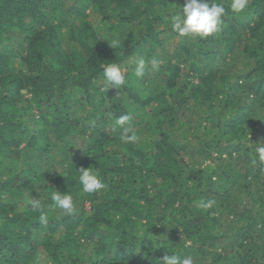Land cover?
Returning <instances> with one entry per match:
<instances>
[{
	"label": "trees",
	"instance_id": "obj_1",
	"mask_svg": "<svg viewBox=\"0 0 264 264\" xmlns=\"http://www.w3.org/2000/svg\"><path fill=\"white\" fill-rule=\"evenodd\" d=\"M212 2L222 30L190 39L171 28L185 0H0V264H264V0Z\"/></svg>",
	"mask_w": 264,
	"mask_h": 264
},
{
	"label": "clouds",
	"instance_id": "obj_2",
	"mask_svg": "<svg viewBox=\"0 0 264 264\" xmlns=\"http://www.w3.org/2000/svg\"><path fill=\"white\" fill-rule=\"evenodd\" d=\"M248 0H232L231 8L234 12H242L246 9ZM225 8L221 3L212 2V0H185L181 11L171 17L172 31L180 37L186 38H206L213 36L222 30ZM160 61L153 59L151 66L153 70H159ZM146 71V62L141 58L137 62L135 76L143 78ZM103 76L106 82L117 89L124 87L127 83L124 71L116 64H109L103 70ZM116 125L124 126L131 117L129 114L120 117H114ZM93 125L95 122H92ZM121 140L124 143L135 144L139 142V137L132 130L131 126L124 128ZM258 160L264 162V146L256 148ZM255 162V161H254ZM79 182L82 185L84 193L95 194L106 189L102 176L98 172H93L90 168L79 170ZM50 199L55 208L62 210L65 214L72 215L76 212V203L73 196L68 192L61 193L56 191L51 193ZM33 208L40 210L38 220L42 224L48 223V215L44 211L43 205L39 199L32 198ZM211 202L201 203L200 207L208 208ZM159 245H157L158 247ZM162 264H193L192 257L188 256L180 259L175 253L165 254L160 259Z\"/></svg>",
	"mask_w": 264,
	"mask_h": 264
},
{
	"label": "rangeland",
	"instance_id": "obj_3",
	"mask_svg": "<svg viewBox=\"0 0 264 264\" xmlns=\"http://www.w3.org/2000/svg\"><path fill=\"white\" fill-rule=\"evenodd\" d=\"M63 30H66V29H63ZM245 56V55H244ZM242 59H244V57H242ZM146 62V61H145ZM146 64H147V62H146ZM123 71H124V73H125V70H126V68H124V67H122L121 68ZM155 92V91H154ZM86 113H87V111L85 112V111H83V113H82V117H83V119H85L86 118ZM73 140H74V142L79 146V144L82 142H86L87 140H88V137H86V135H83V136H81V137H79V138H77V137H75V136H73ZM89 202H87L86 203V205L87 206H89Z\"/></svg>",
	"mask_w": 264,
	"mask_h": 264
}]
</instances>
